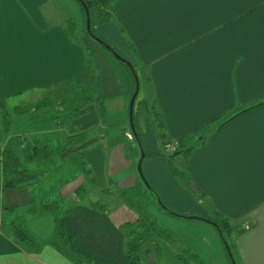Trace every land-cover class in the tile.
Returning <instances> with one entry per match:
<instances>
[{
	"label": "crops",
	"instance_id": "0c3cea01",
	"mask_svg": "<svg viewBox=\"0 0 264 264\" xmlns=\"http://www.w3.org/2000/svg\"><path fill=\"white\" fill-rule=\"evenodd\" d=\"M112 10L113 21L98 25V35L136 71L139 101L154 102L157 114L142 125L145 179L164 203L182 214L207 217L216 211L239 224L244 230L231 244L236 264H264V0H118ZM3 12L7 34L0 111L18 93L50 88L67 92L77 86L93 90L88 95L101 101L104 119L100 123L92 104L64 124L67 131L61 121L49 134L20 137L7 129L0 150L18 159L25 173L10 180L14 189L3 187L0 174V214L3 208L22 213L40 249L13 241L3 232L0 217V264H74L53 247V216L41 211L50 204L59 207L67 234L74 236L72 251L92 263L126 264L120 225L135 222L138 208L128 205L125 196L131 190L146 195L134 168L139 148L127 138L133 132L128 108L134 77L86 35L80 36L81 44L67 38V21L84 26L75 0H5ZM100 14L92 10L91 19L96 22ZM85 49L94 54L90 71ZM69 132L86 140L66 149L61 158L55 153L60 161L77 157L83 170L57 189L56 199H44L36 207L30 186L50 157L27 159L34 148L48 149L47 140L58 142L57 133L66 141ZM162 134L192 148L187 160L177 155L173 165L187 175L193 195L170 172ZM80 186L84 192L75 195ZM90 191L100 193L104 204L87 203L83 196ZM152 201L147 200L153 207L146 213L174 242L158 243L155 255L142 256L139 264H181L175 254L183 249L197 264H229L211 226L164 215ZM95 204L104 206L103 211L93 208Z\"/></svg>",
	"mask_w": 264,
	"mask_h": 264
},
{
	"label": "trees",
	"instance_id": "16d2710c",
	"mask_svg": "<svg viewBox=\"0 0 264 264\" xmlns=\"http://www.w3.org/2000/svg\"><path fill=\"white\" fill-rule=\"evenodd\" d=\"M79 4V9L81 11V16L83 18L84 27H88V30L85 34L92 39L95 43H97L104 51L112 54L113 56L116 55L119 57V63L122 65L125 70L129 73L131 78H133V75L137 76L136 71L130 66V64L123 59L113 48L108 46L107 43H104L101 39L96 37V35L93 33L92 28H90L89 21H87V13H89V8L92 5L99 6L104 9V11L109 14L110 16L114 15L112 6L114 3H116L118 0H75ZM109 17L105 14H102L100 17V22H106L108 21ZM66 28L67 33L69 36H73L74 33V26L71 21L66 22ZM91 54L88 56L87 61L85 60V68L86 71H90L92 68V61ZM138 78V77H137ZM134 79V78H133ZM77 82V80H75ZM78 83V82H77ZM70 85V83L63 84L65 87ZM134 92V88H133ZM133 94V93H132ZM132 96V95H131ZM136 100V99H135ZM50 102V103H49ZM137 103V106H136ZM151 103V106H149ZM94 105L97 115L99 117L100 123L104 119V110L101 101L96 100L93 98V96L88 95L85 98L81 99L79 104L67 115L64 116V118L61 120L59 124H67L70 125V123L76 119L79 118L80 113L82 111H85L88 106ZM52 105L50 100H45L41 102L39 105H37L38 108H45L50 107ZM136 106V107H135ZM154 102L148 101V100H142V101H135L131 119H129V125L133 127L132 132V139L133 141L139 146L141 150V154L144 155L143 159H146V153L144 150V132L142 125L144 123H148V120L151 119V116L156 117V109L154 107ZM156 114V116H155ZM4 115L3 110L0 111V116ZM2 127L4 129V133L7 131L9 125L6 120L2 119L1 121ZM223 123L215 125L211 131L220 128ZM162 123L159 122L157 127H161ZM203 130V129H202ZM200 130V131H202ZM3 133V134H4ZM162 137V143L163 146L165 143L171 142L170 140H165V136L163 134ZM86 140V136L83 134H71L66 138L65 143L57 148L56 153L57 155L63 154V152L68 149L69 147L76 146L82 144ZM177 141V152L168 155V165L170 168V172L172 175L179 181V183L182 185V187L191 195L194 194L192 191V186L190 183L189 178L186 174L183 172L177 170L173 165V159L177 155H181L185 160H187L188 156L191 153L192 148H186L184 149V141L183 140H176ZM204 141V138L202 137L199 141V144H201ZM0 165H1V171L0 174H2V182L4 183L5 189H14V185L10 181L11 179H17L21 175L24 174V170L22 169L21 162L13 157V155L8 151H1L0 150ZM51 156L48 149L46 148H34L31 150V155H29V158L27 159L28 162L32 161H40L44 160ZM143 179V182L145 183V186H147L146 190L150 191L154 195V204L157 207V209L163 213L164 215L187 220V221H198L201 223H204L206 225L211 226L217 233L220 243L223 246L225 255L227 257V260L229 264H231V260L229 256L233 258L234 263L236 264V258L233 251V247L231 245V240L234 236L239 235L242 233L244 229H242L239 225L232 224V221L229 220L224 215L213 211L209 216L207 217H190L185 214H182L172 208L167 203H164L157 195L155 190L149 185L147 180L145 179L142 169H141V180ZM84 192V187L80 186L75 190V195H79L80 192ZM126 195V193H123L122 195ZM84 197V196H83ZM81 197V198H83ZM198 200L202 201L204 198L201 196L197 197ZM93 208H96L100 211H103L104 206H100L95 204V206H92ZM41 211L43 213H49L50 215H54L59 212V207L56 204H50L41 206ZM138 213V220L135 223H125L120 228L125 232V243H124V251L123 256L126 260V264H139L140 259L142 256L149 257L151 255H155V252L158 250V243H166L167 245L172 246L173 245V239L170 235L165 231V229L158 223L156 219H154L151 215L147 213H143L141 209L137 210ZM67 212H65L66 214ZM15 234V233H14ZM16 236V235H15ZM16 240L21 247L24 248H32L33 250L37 251L40 249V243H37L34 241V239L26 235L23 231L18 230L17 231ZM54 236L56 238V241L53 242L54 249L61 255L69 258L72 260L74 264H104V263H92L88 260V258L82 256L78 251H72L71 246L74 241V236H70L67 234L65 227L63 225L61 218H54ZM175 260L181 264H197L195 256L186 249L180 250L175 254Z\"/></svg>",
	"mask_w": 264,
	"mask_h": 264
},
{
	"label": "rangeland",
	"instance_id": "374dc122",
	"mask_svg": "<svg viewBox=\"0 0 264 264\" xmlns=\"http://www.w3.org/2000/svg\"><path fill=\"white\" fill-rule=\"evenodd\" d=\"M94 9L101 10V14L96 17V22L91 19V11ZM102 14H105L109 17L108 21L103 22V23L100 22L101 21L100 17ZM111 21H113V15L110 16L109 14H107L103 8L96 6V5H92L89 8V25H90V28H92V31L96 35V37L101 39L104 43H107L108 46H110V45L104 39V36H102L103 38H101L98 35L99 29L97 30V26L101 25V24H108ZM73 26H74L73 36L69 37V35H68L67 38H69L70 41L78 42V44L79 43L81 44L80 36L82 34L86 35L85 34L86 31H84V30H86L87 26H86V28L84 26L79 27L78 25H75V24H73ZM65 32L67 33V28H65ZM117 53L121 56V54L118 51H117ZM84 54H85V60L86 61H87L88 56L90 54H91V56L94 55L93 53H90L86 49L84 50ZM92 58H91V60H92ZM123 59H125V58H123ZM138 82H139V80H138ZM71 87H72V84L67 86V88H71ZM69 90L70 91L66 92V89L61 90V88H50L49 90L37 89L33 92L18 93L15 96L11 97V99L7 102L5 108L3 109V113H5V117H3L4 115L0 116V143H1L2 139H5L7 137L8 130L10 131V133L20 134V137H22V136L28 137V134L31 132H35V133L41 132L44 134L45 133H48V134L51 133L52 131H54L55 129L58 128V126H59L58 122H60L64 118L65 115L70 113L76 107V105L79 103L80 99L82 97H85L86 95L88 96V94L93 91L90 87H85V88H82L80 90V88L78 89L77 86L75 89H69ZM137 95H138L137 96V102H138L139 98H141V91H139V94H137ZM45 100H50L52 105L50 107L38 108L37 105H39L41 102H43ZM149 104H150L149 106H151V103H149ZM136 106H137V103H136ZM155 116H156V114H155ZM2 119L6 120L8 125H9L8 130L5 133L3 132L4 129H3L2 124H1ZM66 127H67V125H63V127H61V128L66 129ZM66 131H67V129H66ZM56 135H57V138L59 139L58 142L53 141V140H47L48 141L47 147H48L49 151L51 152V155L53 154V157L49 156L50 161L48 162V164L42 165L43 166L42 167V173H40V175L37 176L35 183L30 186V193H31L32 200L35 203L36 207L38 206L37 204L39 202H42L44 199H46V201H48L47 203L56 199L57 189L61 185H64L67 182L74 180L76 177L79 176V172H81L83 170L78 166V163L76 162L77 157L70 156V157L65 158L63 161L59 160V158H61L59 156H61L62 154L58 155V157H59L58 158L56 153H55V150H57L56 149L57 147L58 148L61 147L63 145V143H65L64 142L65 140L63 138H61V133H57ZM127 138L132 139V135L131 134L127 135ZM138 148H139V146H138ZM144 150H145V142H144ZM175 152H177V150ZM141 155L142 154H141L140 148H139V153L136 157V162L134 164V168H136V171H137L138 162L141 159ZM0 158H1V155H0ZM143 158H144V155H143ZM141 166H142V160H141ZM0 171H1V165H0ZM88 179L89 178H87V180ZM142 183H143L142 186L147 188V186H145V183L143 181H142ZM145 192H146L145 193L146 195H144V194L140 195L139 192L136 190L129 191V195L125 196L128 199V202H129L128 205L131 204L132 207H136L138 209H141L143 213H146L149 205H151V204L147 203V200L151 199V200H153L152 202H154V195L150 191L147 192L145 190ZM104 196H107V195H104ZM84 197H86L85 201L87 203L104 204V202H102V200H101V194L100 193L90 191V194L87 193L86 195H84ZM1 202H3V200L0 197V205H2ZM3 204L5 205V203H3ZM152 207L153 206L151 205V208ZM33 211L34 212L37 211V208L34 209ZM58 213H56L54 215H50L49 213H43L42 215L48 214L50 216H53V226H54V218L55 217L60 218L58 216L59 215ZM138 213L139 212H137L136 221L139 218ZM27 215L28 214H26V216ZM0 217H1V221H2L3 232L6 235H8L9 237L13 238V241H15L16 243H17L16 237L18 238V236H17L18 230H21L26 235L31 236L34 239V241L36 242V244L40 242L39 240L34 238L30 232H28V230H29L28 222L24 218V215L22 213H20V212L15 213L14 210H8L7 208H3L1 211V214H0ZM135 222H133V223H135ZM232 224L239 225V224H236L234 222H232ZM121 226L122 225H120V227ZM123 234L125 237V233H123ZM231 244H232V240H231ZM195 262L197 263V260Z\"/></svg>",
	"mask_w": 264,
	"mask_h": 264
},
{
	"label": "snow or ice",
	"instance_id": "6c2138e0",
	"mask_svg": "<svg viewBox=\"0 0 264 264\" xmlns=\"http://www.w3.org/2000/svg\"><path fill=\"white\" fill-rule=\"evenodd\" d=\"M5 0H0V67L3 65L5 39H6V19L3 12V5Z\"/></svg>",
	"mask_w": 264,
	"mask_h": 264
},
{
	"label": "water",
	"instance_id": "95a60500",
	"mask_svg": "<svg viewBox=\"0 0 264 264\" xmlns=\"http://www.w3.org/2000/svg\"><path fill=\"white\" fill-rule=\"evenodd\" d=\"M87 21H89V17H88V13H87ZM86 30H88V27L86 28ZM114 57L119 60V57L114 55ZM131 66V65H130ZM134 77V80H135V90H134V93L129 101V119H131V115H132V110H133V106H134V102H135V99L137 97V94H138V91H139V82H138V78L136 75H133ZM130 128L131 130L133 131V127L130 125ZM143 159V154L141 155V159L140 161L138 162V165H137V173L139 175V177L141 178V160ZM143 181V179H142ZM230 260H231V264H235L234 261H233V258L231 256H229Z\"/></svg>",
	"mask_w": 264,
	"mask_h": 264
},
{
	"label": "built area",
	"instance_id": "2783aa9c",
	"mask_svg": "<svg viewBox=\"0 0 264 264\" xmlns=\"http://www.w3.org/2000/svg\"><path fill=\"white\" fill-rule=\"evenodd\" d=\"M163 147H164V151L166 152L167 156L171 155L177 149V141L174 140V141L165 143Z\"/></svg>",
	"mask_w": 264,
	"mask_h": 264
},
{
	"label": "bare ground",
	"instance_id": "6f19581e",
	"mask_svg": "<svg viewBox=\"0 0 264 264\" xmlns=\"http://www.w3.org/2000/svg\"><path fill=\"white\" fill-rule=\"evenodd\" d=\"M142 181V180H141Z\"/></svg>",
	"mask_w": 264,
	"mask_h": 264
}]
</instances>
